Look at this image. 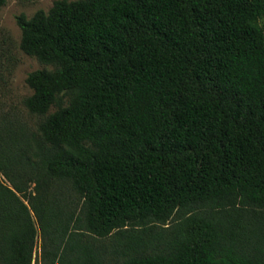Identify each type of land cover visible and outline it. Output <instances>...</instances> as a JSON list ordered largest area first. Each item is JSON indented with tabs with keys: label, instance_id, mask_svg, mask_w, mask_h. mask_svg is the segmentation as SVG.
Wrapping results in <instances>:
<instances>
[{
	"label": "trees",
	"instance_id": "trees-1",
	"mask_svg": "<svg viewBox=\"0 0 264 264\" xmlns=\"http://www.w3.org/2000/svg\"><path fill=\"white\" fill-rule=\"evenodd\" d=\"M16 22L44 68L0 111V264H33L38 230L41 264H264V0Z\"/></svg>",
	"mask_w": 264,
	"mask_h": 264
},
{
	"label": "rangeland",
	"instance_id": "rangeland-1",
	"mask_svg": "<svg viewBox=\"0 0 264 264\" xmlns=\"http://www.w3.org/2000/svg\"><path fill=\"white\" fill-rule=\"evenodd\" d=\"M55 1L8 0L0 8V111L23 112L22 100L32 94L26 78L30 73L44 68L20 49L21 30L16 18L23 15L29 19L38 11L48 12ZM41 241L38 230L33 264H41ZM106 243L111 244V240Z\"/></svg>",
	"mask_w": 264,
	"mask_h": 264
}]
</instances>
